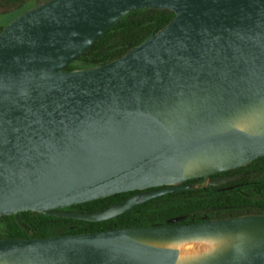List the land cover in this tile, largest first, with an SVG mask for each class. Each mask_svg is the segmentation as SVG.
<instances>
[{
	"label": "water",
	"instance_id": "1",
	"mask_svg": "<svg viewBox=\"0 0 264 264\" xmlns=\"http://www.w3.org/2000/svg\"><path fill=\"white\" fill-rule=\"evenodd\" d=\"M141 9L173 18L107 64L65 70ZM263 156L264 0H47L0 31V218L108 221ZM185 219L0 239V264H264V215ZM196 240L223 246L182 262L158 247Z\"/></svg>",
	"mask_w": 264,
	"mask_h": 264
},
{
	"label": "trees",
	"instance_id": "2",
	"mask_svg": "<svg viewBox=\"0 0 264 264\" xmlns=\"http://www.w3.org/2000/svg\"><path fill=\"white\" fill-rule=\"evenodd\" d=\"M172 18L173 14L169 11L141 9L128 13L65 70L71 71L107 64L154 35ZM249 166L257 169L253 176L258 185L255 194L261 197V199L253 200V203L237 194L236 191L219 193L214 188L206 187L155 198L115 219L99 223L60 219L54 216L46 217L26 212L18 214L21 225L17 223L15 216L0 218V239L47 238L55 235L102 232L115 228L160 226L175 217H186L181 223H192L203 219L263 215L264 196L261 194V189H264V156ZM252 175L244 177L242 181L250 179ZM137 193L117 194L65 210L90 213L103 211L117 203L124 202Z\"/></svg>",
	"mask_w": 264,
	"mask_h": 264
},
{
	"label": "flooded vegetation",
	"instance_id": "3",
	"mask_svg": "<svg viewBox=\"0 0 264 264\" xmlns=\"http://www.w3.org/2000/svg\"><path fill=\"white\" fill-rule=\"evenodd\" d=\"M23 12H25V11L20 12L19 15ZM0 29L2 30V28H0ZM250 164L243 166V167H240V168H237V169H234V170H229L226 172H221V173L215 174L213 176H210L208 178V181H216V180H221V179L233 178V177H237V176H240V177L235 178L234 180L226 181V182L219 184L217 186H209V187L214 188L219 193H224L225 191H227V192L236 191L237 194H240L244 198L248 199L250 203H253V200L261 199L260 196H257L255 194V192L258 188V185H257V180L255 181L253 179V176L256 174L257 169L250 167L249 166ZM249 175H252L249 177L250 179H248L246 181H242L244 177L249 176ZM202 182H203L202 179H194V180L187 181L185 184L197 186V185H200ZM261 194L264 196V189H261ZM251 215H259V214H251ZM208 220H213V219H208ZM192 223H194V222H192ZM181 224H189V223L185 222V223H181Z\"/></svg>",
	"mask_w": 264,
	"mask_h": 264
},
{
	"label": "bare ground",
	"instance_id": "4",
	"mask_svg": "<svg viewBox=\"0 0 264 264\" xmlns=\"http://www.w3.org/2000/svg\"><path fill=\"white\" fill-rule=\"evenodd\" d=\"M222 246L220 241L196 240L163 244L158 247L172 249L177 257V262H182L211 253Z\"/></svg>",
	"mask_w": 264,
	"mask_h": 264
},
{
	"label": "rangeland",
	"instance_id": "5",
	"mask_svg": "<svg viewBox=\"0 0 264 264\" xmlns=\"http://www.w3.org/2000/svg\"><path fill=\"white\" fill-rule=\"evenodd\" d=\"M47 0H0V28H4L20 12L27 11Z\"/></svg>",
	"mask_w": 264,
	"mask_h": 264
}]
</instances>
